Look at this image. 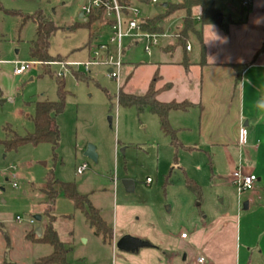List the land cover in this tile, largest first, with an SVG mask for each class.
I'll return each instance as SVG.
<instances>
[{
	"label": "rangeland",
	"instance_id": "obj_1",
	"mask_svg": "<svg viewBox=\"0 0 264 264\" xmlns=\"http://www.w3.org/2000/svg\"><path fill=\"white\" fill-rule=\"evenodd\" d=\"M159 1L148 7L138 5L145 19L161 14L163 3L179 0ZM244 1L215 0V4L224 22L229 19L238 22L247 18L251 8L252 1L248 7L243 5ZM83 3L85 0H0V141L6 139V127L20 136L32 133L36 103L60 100L58 81H63L65 91V109L57 117L60 144L56 160L49 144H26L12 151L0 145V223L4 225L0 231V264H34L49 256L53 252L50 245L29 242L26 236L39 228L43 234L44 228L51 223L59 241L70 248L66 257L70 264H144L137 254L105 244L95 235L84 213L76 210L73 202L63 195L57 198L54 211L46 212V201L38 188L50 171L58 181L74 184L78 193L101 211L102 219L114 229L118 239L139 231L151 242H163L176 231L190 232L193 227L202 232L205 225L226 213L230 219L237 215L236 189L229 187L231 191L227 190L223 196L210 187L213 159L198 147L193 149L195 130L192 133L178 131L179 147H176L171 138L161 132L158 118L149 110L138 113L135 108H123L118 103L122 85L127 82L126 92L142 95L159 67L164 83L174 85L176 96L183 91L186 80L180 70L171 65L184 54V48L177 47L176 40L171 37L176 34L175 28L179 30L182 26V14L171 18H174L169 31L171 38L161 40L160 47L151 55L144 52L142 42L135 45L125 40L124 65L120 79L114 80L109 77L108 69L100 66L85 73L53 65L83 62L87 58L92 34L86 28H73L79 21ZM37 11H42L56 27L49 45L52 58L41 62L39 69L16 77L13 63L33 61L30 47L37 33L34 21L28 20L22 25L23 17ZM255 20V23L261 21L257 17ZM169 22L165 29L170 26ZM197 28L200 29V25ZM170 42L175 50L169 52L168 47L167 52H162L160 48ZM186 44L193 47V52L187 54L191 62H197L201 56L199 40L190 36ZM47 71L50 74L44 73ZM76 73L84 79L78 80ZM162 87L163 83L157 84V88ZM161 98L167 101V93ZM175 115L182 122L191 119ZM179 119L170 121L175 130ZM89 146L95 148L97 161L85 156ZM80 169H83L81 173ZM13 175H16L15 180ZM185 176L202 188L201 205L188 189ZM124 180L134 182L133 193L126 192L122 185ZM242 198L245 192L240 200ZM38 215L42 216L40 222L35 220ZM260 216L252 217L250 222L257 223ZM18 217L21 222L17 221ZM31 219L35 224L29 223ZM262 220L251 231L252 242L262 236ZM215 226L212 229L218 231L222 224ZM207 231L198 237L202 246L203 240L209 238ZM216 240L220 241L218 237ZM228 240L231 239L225 244L231 243ZM191 243L190 240L187 244ZM225 244L221 245L225 248ZM237 245L239 251H244L241 243ZM252 264L263 263L255 260Z\"/></svg>",
	"mask_w": 264,
	"mask_h": 264
},
{
	"label": "crops",
	"instance_id": "obj_2",
	"mask_svg": "<svg viewBox=\"0 0 264 264\" xmlns=\"http://www.w3.org/2000/svg\"><path fill=\"white\" fill-rule=\"evenodd\" d=\"M263 1L252 0L244 23H240L242 20L234 22L229 19L227 30L218 25L205 26L202 30L205 54L203 55L201 49L200 59L191 62L187 54L193 52L192 47L190 52L184 50L183 56L171 64L180 70L186 80L183 91L176 96L174 85L164 83L162 76L160 83H163V86L170 84L172 88L159 96L161 102L187 101L193 104L187 112H171L169 120L172 122L173 118H180L175 117V114L187 118L190 116L189 121L185 119L182 122V119H179L177 131L192 133L195 130L196 141L193 149L198 147L213 159L214 170L210 187L215 193L224 196L228 193L227 190L231 191L229 187L236 189L231 185V176L238 168L257 176L254 189L245 192V198L241 200L242 194L236 190V217L230 219L226 213L222 218L205 225V231L211 230L207 231L209 238L203 240V246L198 237L205 231L198 232L197 228L193 227L190 232L183 229L176 231L163 242H151L149 237L139 231L131 233L129 236L151 245L129 253L137 254L144 264H196L199 255L206 259L207 264H252L255 260L264 264V230L259 239L251 241V231L258 222H263L262 218L264 219V119L258 118L261 113L256 108L257 101L264 97V50L261 51L264 46ZM86 2L87 0L85 4ZM85 4H82L81 9ZM256 17L261 20L259 23H255ZM173 19L169 20L170 26L168 25L164 32L175 40L176 35L170 37L169 34ZM103 25L104 22L100 25L91 47L86 50V60L98 41L108 39L110 32ZM177 31L175 28V32ZM172 45L170 42L160 49L167 52L168 47ZM235 66L243 67L240 75ZM165 93L167 101H162L161 96ZM241 126L247 129V143L243 147L240 146L239 140ZM258 214L261 216L257 223L250 222L251 218ZM218 223H221L222 227L214 231L212 226H217ZM2 228L4 225L0 223V231ZM184 232L187 233L186 239L181 238ZM229 238L231 243L225 244ZM119 239L114 231L112 245L116 247ZM190 240L192 243L187 244ZM236 243H241L244 251H239ZM221 244H225V248ZM230 244L232 246L229 247ZM194 246L197 250H194Z\"/></svg>",
	"mask_w": 264,
	"mask_h": 264
},
{
	"label": "trees",
	"instance_id": "obj_3",
	"mask_svg": "<svg viewBox=\"0 0 264 264\" xmlns=\"http://www.w3.org/2000/svg\"><path fill=\"white\" fill-rule=\"evenodd\" d=\"M123 6L127 5H140V6H151L152 0H118ZM167 4L163 8V12L153 19H143L141 28L145 32L161 34L166 29V23L168 20L175 15L182 14L181 28L176 32V45L182 47L186 51V44L190 36L196 37L201 45L203 55L205 54V45L202 40V30L205 26L218 25L224 30L228 28V22L219 21L217 15L219 10L216 7L215 0H179L174 3L165 2ZM163 7V5H162ZM0 9H2L0 4ZM6 13H10L7 12ZM28 20H32L37 25L36 38L31 43L30 57L33 61L44 62L52 58L49 54L50 38L55 33V25L53 21L48 18L42 11H37L34 15L23 17V23ZM104 22V13L98 12L88 18L83 23L78 21L73 28H86L92 34V39L97 35L100 25ZM245 20L240 21L244 23ZM200 25V29L197 28ZM94 35V36H93ZM175 46L170 47L169 52H173ZM264 50V46L261 51ZM237 73L243 70V67H236ZM50 74V71L44 72ZM78 80H83L84 76L78 73L75 74ZM163 80L160 74V70L157 69L146 92L142 95L129 93L124 90L127 82L120 87L118 94V103L123 108H135L138 113H143L149 110L151 114L158 118L161 132L171 138L172 144L179 147L177 139L178 131L173 129L169 116L171 112H187L193 104L183 101H171L161 102L159 96L172 88L170 84L164 85L162 88H157V84ZM61 98L58 101H39L35 106V113L32 117L34 124V131L28 133L25 136H20L13 133L9 128H5L6 139L0 141L6 151L16 150L19 147L30 144L38 146L41 144H49L52 147L54 153V160L57 159L56 151L60 144V130L57 123V117L60 116L65 109L64 99V83L58 81ZM183 147V146H182ZM191 149V148H188ZM186 184L188 189L196 196L197 202L202 203V188L193 180L185 176ZM40 195H42L46 201V212L54 211L57 198L63 195L71 202H73L76 210L84 213L85 218L89 225L94 229V233L97 237L101 238L105 244H112L114 239V230L111 228L106 221L101 217V211L91 205L88 198L79 194L76 187L72 183H63L55 178L53 171H50L45 180L44 184L38 188ZM48 215V214H47ZM27 240L36 244H48L53 248V252L46 257L39 259L34 264H70L66 257L69 253L70 248L59 241L57 233L54 231L52 223L48 224L44 230L42 236L39 238L35 235L34 231H30L27 236Z\"/></svg>",
	"mask_w": 264,
	"mask_h": 264
},
{
	"label": "built area",
	"instance_id": "obj_4",
	"mask_svg": "<svg viewBox=\"0 0 264 264\" xmlns=\"http://www.w3.org/2000/svg\"><path fill=\"white\" fill-rule=\"evenodd\" d=\"M251 1L252 0H245L243 5L248 7ZM159 3V0H152V5H157ZM98 12L104 13L103 26L110 32L108 39L106 41H98V39H96L98 42L91 49L90 57L83 62H65L55 63L53 65L60 66L61 68H68L70 70H83L85 73H90L91 68L94 66H100L108 69V75L111 79L119 80L120 72L124 65L123 55L125 40H129L131 44L135 45H139V43L142 42L144 52L147 55H151L154 49L160 47L161 40L168 38L165 32L157 34L143 31L141 23L144 17L136 5L123 6L118 0H87L86 4L81 9L83 18L86 20L94 14L97 15ZM191 50L192 46L188 44L186 51L190 52ZM13 65L15 66L13 70L14 76L21 77L32 69H39L41 62L15 61ZM82 170L83 169H80L79 173H81ZM12 179L15 180L16 175H13ZM257 180L256 175L247 173L242 168L236 169L231 176L232 185L239 194L252 191ZM148 182H150V180ZM13 187L17 188V184L13 183ZM17 221L21 222V218L18 217ZM29 223L33 225L35 224V220L31 219ZM181 238L186 239L187 233H183ZM196 264H207V261L203 256L199 255L196 259Z\"/></svg>",
	"mask_w": 264,
	"mask_h": 264
},
{
	"label": "water",
	"instance_id": "obj_5",
	"mask_svg": "<svg viewBox=\"0 0 264 264\" xmlns=\"http://www.w3.org/2000/svg\"><path fill=\"white\" fill-rule=\"evenodd\" d=\"M166 6H167V4H163V8H165ZM78 19L83 23H85L87 21L85 18H83L82 13L79 15ZM217 19L219 21H223V17L220 13L217 15ZM110 125H111V119H110ZM85 156L88 157L90 160L97 161V154H96L95 148L93 146H89L87 148ZM122 185H123V187L127 193H133L135 191V184L131 180L122 181ZM35 220L37 222H40L42 220V216H40V215L36 216ZM35 235L40 238L42 236V229L39 228V229L35 230ZM150 246H151L150 243L145 242V241H141L140 239H137V238H134V237L128 236V235L123 236L116 243V247L119 250H121L122 252H127V253H135V252L139 251L140 249L148 248Z\"/></svg>",
	"mask_w": 264,
	"mask_h": 264
},
{
	"label": "clouds",
	"instance_id": "obj_6",
	"mask_svg": "<svg viewBox=\"0 0 264 264\" xmlns=\"http://www.w3.org/2000/svg\"><path fill=\"white\" fill-rule=\"evenodd\" d=\"M256 108L261 115L258 117L259 119H264V97H261L257 103ZM239 140H240V146L243 147L247 143V129L244 126H241L240 132H239Z\"/></svg>",
	"mask_w": 264,
	"mask_h": 264
}]
</instances>
